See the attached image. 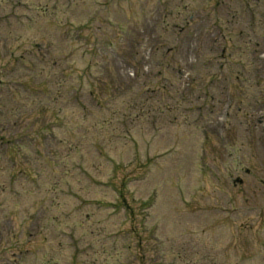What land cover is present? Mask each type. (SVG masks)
Listing matches in <instances>:
<instances>
[{
  "label": "rangeland",
  "instance_id": "374dc122",
  "mask_svg": "<svg viewBox=\"0 0 264 264\" xmlns=\"http://www.w3.org/2000/svg\"><path fill=\"white\" fill-rule=\"evenodd\" d=\"M0 264H264V0H0Z\"/></svg>",
  "mask_w": 264,
  "mask_h": 264
}]
</instances>
